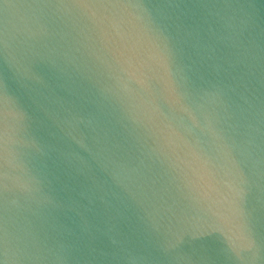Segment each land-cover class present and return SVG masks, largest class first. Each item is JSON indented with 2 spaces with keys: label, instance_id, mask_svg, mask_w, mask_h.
Listing matches in <instances>:
<instances>
[{
  "label": "water",
  "instance_id": "95a60500",
  "mask_svg": "<svg viewBox=\"0 0 264 264\" xmlns=\"http://www.w3.org/2000/svg\"><path fill=\"white\" fill-rule=\"evenodd\" d=\"M0 264H264V0H0Z\"/></svg>",
  "mask_w": 264,
  "mask_h": 264
}]
</instances>
